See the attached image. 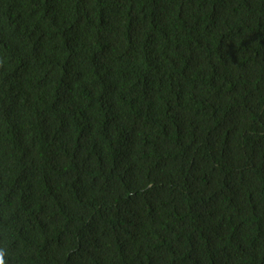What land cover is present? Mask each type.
Here are the masks:
<instances>
[{
  "label": "trees",
  "instance_id": "obj_1",
  "mask_svg": "<svg viewBox=\"0 0 264 264\" xmlns=\"http://www.w3.org/2000/svg\"><path fill=\"white\" fill-rule=\"evenodd\" d=\"M4 264H264V0H0Z\"/></svg>",
  "mask_w": 264,
  "mask_h": 264
},
{
  "label": "clouds",
  "instance_id": "obj_2",
  "mask_svg": "<svg viewBox=\"0 0 264 264\" xmlns=\"http://www.w3.org/2000/svg\"><path fill=\"white\" fill-rule=\"evenodd\" d=\"M0 264H4V253L0 251Z\"/></svg>",
  "mask_w": 264,
  "mask_h": 264
}]
</instances>
